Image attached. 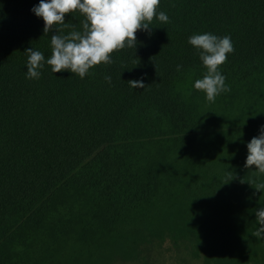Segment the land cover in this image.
<instances>
[{
    "label": "trees",
    "instance_id": "16d2710c",
    "mask_svg": "<svg viewBox=\"0 0 264 264\" xmlns=\"http://www.w3.org/2000/svg\"><path fill=\"white\" fill-rule=\"evenodd\" d=\"M38 3L0 0V264H112L165 236L203 264H264V191L244 168L264 125V0H160L169 22L154 17L112 64L81 79L45 62L26 79L25 49L46 61L55 34ZM204 33L234 45L214 103L193 87L206 69L188 38Z\"/></svg>",
    "mask_w": 264,
    "mask_h": 264
},
{
    "label": "clouds",
    "instance_id": "9594fccd",
    "mask_svg": "<svg viewBox=\"0 0 264 264\" xmlns=\"http://www.w3.org/2000/svg\"><path fill=\"white\" fill-rule=\"evenodd\" d=\"M159 4L160 0H39L31 11L43 19L44 35L50 32L55 34L50 37L51 56L46 61L41 51L25 49L26 79H39L45 62L51 66L53 73L68 70L81 79L96 65L112 64L111 54L114 51L135 47L138 31L150 33L154 17L162 23L169 22L165 12H157ZM77 10L84 17L81 21L82 31L65 23L66 14ZM69 27L73 30L62 34L63 29ZM188 43L196 49L206 69L203 78L197 79L193 87L204 92L208 102L214 103L217 96L230 91L219 66L227 60V54L234 52L231 37H219L212 33L194 34L188 38ZM181 67L177 65V71ZM105 80L111 83L110 76H106ZM127 83L132 89L146 87L142 79L129 80ZM244 168L251 171V177L247 180L250 186L257 191H264V181H259V177L264 176V125L260 127L259 135L247 143ZM234 178L230 171L228 182ZM256 224L259 227L252 235L264 239V207L256 211Z\"/></svg>",
    "mask_w": 264,
    "mask_h": 264
},
{
    "label": "rangeland",
    "instance_id": "374dc122",
    "mask_svg": "<svg viewBox=\"0 0 264 264\" xmlns=\"http://www.w3.org/2000/svg\"><path fill=\"white\" fill-rule=\"evenodd\" d=\"M187 241L174 240L169 236L153 238L143 243L138 256L133 259H116L112 264H203L201 258L191 254Z\"/></svg>",
    "mask_w": 264,
    "mask_h": 264
}]
</instances>
